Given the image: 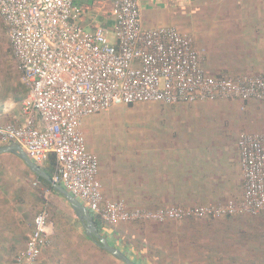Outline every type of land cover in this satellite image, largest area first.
I'll use <instances>...</instances> for the list:
<instances>
[{"label":"built area","instance_id":"1","mask_svg":"<svg viewBox=\"0 0 264 264\" xmlns=\"http://www.w3.org/2000/svg\"><path fill=\"white\" fill-rule=\"evenodd\" d=\"M109 2L112 25L85 31L75 0H0V21L20 82L28 91L21 103L23 122L0 123V144H17L37 165L53 155L52 182L106 228L238 214L264 220V132L239 137L238 201L147 209L103 195L98 158L86 143L83 119L127 105L218 101L264 105L263 74L215 77L206 71L204 56L190 34L172 26L144 28L137 0ZM51 234L52 224L43 209L33 219L17 261L36 264Z\"/></svg>","mask_w":264,"mask_h":264},{"label":"crops","instance_id":"2","mask_svg":"<svg viewBox=\"0 0 264 264\" xmlns=\"http://www.w3.org/2000/svg\"><path fill=\"white\" fill-rule=\"evenodd\" d=\"M75 1L82 9L83 30L91 31L108 19L111 24L108 21L107 25H112L109 0ZM137 1L144 28L172 26L192 33L196 48L204 56V67L212 75H264V0ZM100 18L103 22H98ZM14 70L19 76L16 67ZM18 82V87L14 83L8 95L0 98L1 124L23 122L21 103L28 91L19 77ZM152 106L190 114L163 119L158 125L144 124L147 131L121 133L114 140L106 135L116 133H87L99 150L98 178L103 195L147 209L238 201L242 196L238 140L242 133L264 132V105L257 101H218ZM51 156L38 165L43 171L51 163ZM26 169L31 178H9L8 182L37 184L33 192L20 188L24 192L20 204L24 208L32 202L36 207L39 202L41 211L55 193L46 194L48 189ZM54 200L63 213L66 211L63 220L60 218L64 225L51 223L49 244L36 264H118L113 257L99 252L95 243L83 239L82 226L72 211L69 214L64 209L65 200L57 194ZM15 202L0 196V264H20L17 257L32 229L31 215L19 211ZM198 229L201 233L193 244L185 246V264H264V220L260 215L200 221L192 232ZM101 234L121 251L115 244L119 234L116 229L102 227Z\"/></svg>","mask_w":264,"mask_h":264},{"label":"rangeland","instance_id":"3","mask_svg":"<svg viewBox=\"0 0 264 264\" xmlns=\"http://www.w3.org/2000/svg\"><path fill=\"white\" fill-rule=\"evenodd\" d=\"M108 21L110 25L111 21L109 19L105 21V24H108ZM98 22H103V20L100 18ZM84 30L88 31L90 29L84 28ZM188 34H190L193 37L192 33H188ZM14 67H15V61L11 55L4 26L0 21V98L2 99L8 95L9 93L8 88L11 89L14 83H17L16 87H18V83H19L18 77L20 75L18 76L16 74ZM173 109L174 108H170V107L152 106V104L119 106L112 108L106 112L87 117L86 120L83 119L82 122V130L86 139V143L90 148V151H93L98 157L99 150L95 147L96 145L91 143V138L87 133H103V134L116 133V135L115 134L106 135L107 137L111 136L112 139L114 140L115 138H118L121 133H142L143 129H145L146 131L148 130V128L145 127L149 126V124L156 123L158 125L159 121H162L163 119H167V118L173 119L175 117H180V116L185 117V115L190 114V112L187 113V111L180 112L181 114H175L172 112ZM216 119L218 120L217 117ZM217 120H216V125L218 124ZM214 122L215 120L211 121V124H213ZM144 124H146L145 127ZM149 129H153V127H150ZM156 132H158V129H156ZM25 169H26L25 166L15 158L6 155L0 156V177H2L3 181H5L3 183L4 185L3 184L0 185V196L4 195L9 200H15L16 208L19 211L25 212L27 216L31 215V219H34L35 216L39 213L38 211V208H40L39 202H37L36 207L35 205H33L32 202H30L28 205H25L23 208V206L21 205L22 204L21 201L23 200V198L20 197V195L24 194V192H21L19 190L20 188H26L33 192L35 190L34 187H36L37 184L28 181L26 182L27 184L25 186V184L20 185L19 181L12 184H9L8 182L9 178H11V180L18 178H31V176L27 173V171L25 172ZM54 197L55 194H53L51 199H49V202H47L44 205L43 209H46L48 213V219L52 221L50 223H53L54 225L58 223L63 224V221L61 222L60 218L63 220L66 211L63 213L61 206L54 200ZM63 203H64V209L67 210V213L72 214L68 204L65 201H63ZM52 213L53 216L50 217V214ZM133 224L134 223L121 224L120 227L117 226L114 227V229H116L117 232L119 231L123 232L126 231L127 227ZM117 238L118 241H116L115 244L121 249H124L125 244L123 242V238H121L119 234Z\"/></svg>","mask_w":264,"mask_h":264},{"label":"trees","instance_id":"4","mask_svg":"<svg viewBox=\"0 0 264 264\" xmlns=\"http://www.w3.org/2000/svg\"><path fill=\"white\" fill-rule=\"evenodd\" d=\"M223 75L234 76L227 73H218L215 74L214 76L220 77ZM142 105H147V104H142ZM127 106H133V105H127ZM1 146L4 145L0 144V147ZM6 156H11L22 163V161L15 156H12L10 154H6ZM53 170H54V157L52 155L51 163L48 165V167L44 169V171L51 177ZM37 179L40 181L42 186H44L50 192L55 193L50 187V185L44 179L40 177H37ZM4 182L5 181H3L2 177H0V185H2ZM93 220L98 231L102 233V227L104 226L97 219L93 218ZM212 220L214 219H206L201 221L212 222ZM199 222L200 221H196V220H188L183 222L169 221L165 223H155V222L134 223L133 225L127 227L126 231L118 232L121 238H123V242L125 244L124 245L125 248L121 249V252L125 254L135 264H185L186 261L185 246L187 243L193 244V240L197 238V234L201 233L199 229L197 231L198 233L192 232L193 230L196 229V227H199ZM118 226L120 227L121 224ZM82 231H83L82 234L83 239L93 242L92 240H90L88 237L85 236L83 229ZM96 248L103 255L110 256L100 247L97 246ZM114 261L116 260L114 259ZM117 263L123 264L121 262H117Z\"/></svg>","mask_w":264,"mask_h":264},{"label":"water","instance_id":"5","mask_svg":"<svg viewBox=\"0 0 264 264\" xmlns=\"http://www.w3.org/2000/svg\"><path fill=\"white\" fill-rule=\"evenodd\" d=\"M10 154L20 159L24 166L35 176L44 179L52 188V190L62 199L66 201L75 218L78 220L84 234L90 240H92L98 247L108 253L118 262L123 264H135L125 254H123L118 248L110 246L105 237L98 231L94 220L90 213L82 206L75 198H73L65 189L60 185L52 182V179L45 173L40 166L32 162L23 149L15 143H10L0 147V155Z\"/></svg>","mask_w":264,"mask_h":264}]
</instances>
